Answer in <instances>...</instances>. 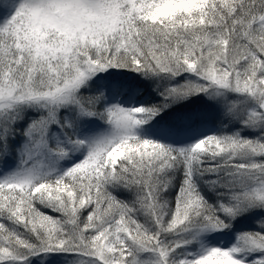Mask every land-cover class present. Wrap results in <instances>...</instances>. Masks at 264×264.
Masks as SVG:
<instances>
[{
  "label": "snow or ice",
  "instance_id": "snow-or-ice-1",
  "mask_svg": "<svg viewBox=\"0 0 264 264\" xmlns=\"http://www.w3.org/2000/svg\"><path fill=\"white\" fill-rule=\"evenodd\" d=\"M0 264H264V0H0Z\"/></svg>",
  "mask_w": 264,
  "mask_h": 264
}]
</instances>
